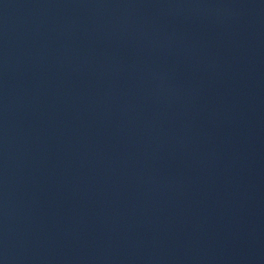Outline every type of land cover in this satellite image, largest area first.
<instances>
[{
  "label": "water",
  "instance_id": "obj_1",
  "mask_svg": "<svg viewBox=\"0 0 264 264\" xmlns=\"http://www.w3.org/2000/svg\"><path fill=\"white\" fill-rule=\"evenodd\" d=\"M71 264H264V0H128Z\"/></svg>",
  "mask_w": 264,
  "mask_h": 264
}]
</instances>
